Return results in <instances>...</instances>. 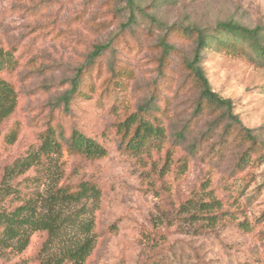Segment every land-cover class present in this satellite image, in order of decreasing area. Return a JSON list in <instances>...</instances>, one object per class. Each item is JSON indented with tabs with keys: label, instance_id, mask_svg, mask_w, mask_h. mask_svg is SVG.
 <instances>
[{
	"label": "rangeland",
	"instance_id": "obj_1",
	"mask_svg": "<svg viewBox=\"0 0 264 264\" xmlns=\"http://www.w3.org/2000/svg\"><path fill=\"white\" fill-rule=\"evenodd\" d=\"M226 20L258 28L264 42V0H0V78L17 94L0 121V215L27 204L55 228L51 235L28 229L24 249L15 239L0 247V264H54L84 221L96 233L85 264H143L151 254L170 264H264V58L249 41L218 34ZM188 27L224 41L203 50L202 67L256 146L236 126L228 133L219 112H196L200 92L185 66L196 33ZM98 44L109 47L89 63ZM145 104L165 137L134 153L119 124ZM74 130L104 145L107 156L70 152ZM47 135L58 143L48 153ZM23 162L30 168L12 180L8 172ZM32 177L34 185L25 180ZM84 181L101 195L54 201L58 188ZM7 184L21 197L5 192ZM204 185L222 203L212 225L207 212L181 208Z\"/></svg>",
	"mask_w": 264,
	"mask_h": 264
},
{
	"label": "trees",
	"instance_id": "obj_2",
	"mask_svg": "<svg viewBox=\"0 0 264 264\" xmlns=\"http://www.w3.org/2000/svg\"><path fill=\"white\" fill-rule=\"evenodd\" d=\"M218 34L225 33L229 38L232 37L236 41L250 42L254 49L260 53L264 58V42L262 41L261 32L258 28H250L242 25L234 20L220 21L217 23ZM186 32L196 33V48L194 50L193 57L191 59H185V66L189 70L193 79L199 88V100L197 102L196 112L202 113L205 109H210L215 112H219L223 119H227L226 130L229 133L233 126L242 131L243 137L247 139L252 145H257V137L253 134L252 129L243 126L239 117L234 113V105L230 98L222 97L219 93L213 90L210 81L206 75L205 70L202 67V52L205 48L209 47L211 43L219 42L224 43L221 37L218 35H212L206 33L199 27L184 28ZM109 47V44H98L95 46V50L91 53L89 63H92L103 51ZM168 51V48H166ZM1 53V51H0ZM10 55V54H9ZM10 58V56H9ZM89 66V64H88ZM81 67L78 70L77 76L72 80V88L68 93L64 94L63 101L68 104L72 95L78 90L79 80L78 78L86 71L87 67ZM2 70V62H0V71ZM17 104V94L14 88L4 78H0V121L8 118L14 111ZM149 110L148 104L138 107L137 112L130 114L126 120L119 124V130H124L126 135L131 134L128 141V147L134 152L139 153L144 148L150 146L158 147L159 142L165 137V130L162 126L153 123V121L147 117L146 113ZM220 124L215 123L213 126L218 127ZM16 132H11L7 135L8 141L12 142L16 138ZM180 138L185 139L183 133L179 134ZM69 151L72 153H79L85 156L87 159L95 160L100 159L108 154L107 148L99 143L92 137L86 136L84 133L74 130L68 139ZM55 145H58L55 138L51 135H47L41 146L42 150L46 153L53 150ZM243 161L246 163V154L242 156ZM30 168V163L23 162L21 165L17 164L12 167L8 172L11 179L18 177L26 172ZM30 181L31 184H36L39 179L36 177L25 178ZM26 187H30V184L26 182ZM29 185V186H28ZM5 192H9L11 195L16 194V197H21V194H17V188H12L10 184L5 186ZM204 194V196H202ZM101 195V189L88 181L81 182L76 190H71L68 187L58 188L53 195L54 201L58 200L64 203L79 202L84 198L99 197ZM207 198V199H206ZM191 205L194 208H198L203 212H207L204 215V219L209 221V225H212L216 221L217 215H220V209H222L221 200L218 199L212 192L207 190L206 185L201 188V192H195L181 208H190ZM30 207L27 204H21L16 206L12 210L5 211L0 215V247H9V242L13 239L16 240V246L20 249H24L28 243V229L31 230H46L51 235L53 234L52 222L46 217H33V215L27 210ZM211 212H213L211 214ZM80 228V236H78L75 242L64 248L61 252V256L55 260L54 264H85L88 256L90 255L96 241V233L93 231V222H81L78 226ZM81 239H83L81 241ZM10 264H26L25 260H18ZM143 264H170L157 255H149ZM250 264V263H245Z\"/></svg>",
	"mask_w": 264,
	"mask_h": 264
}]
</instances>
